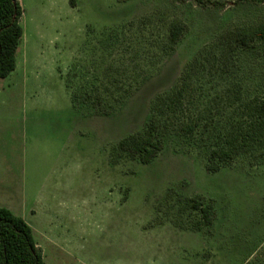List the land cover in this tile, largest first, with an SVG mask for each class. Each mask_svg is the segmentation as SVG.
<instances>
[{
  "label": "rangeland",
  "instance_id": "374dc122",
  "mask_svg": "<svg viewBox=\"0 0 264 264\" xmlns=\"http://www.w3.org/2000/svg\"><path fill=\"white\" fill-rule=\"evenodd\" d=\"M69 1L19 0L16 66L0 80V208L23 210L45 264H264V159L252 149L207 170L246 123L240 104L264 98V43L230 38L264 24V0ZM172 20L186 31L170 48ZM201 52L178 112L153 110ZM154 118L152 162L115 149ZM195 197L215 208L208 227Z\"/></svg>",
  "mask_w": 264,
  "mask_h": 264
},
{
  "label": "trees",
  "instance_id": "16d2710c",
  "mask_svg": "<svg viewBox=\"0 0 264 264\" xmlns=\"http://www.w3.org/2000/svg\"><path fill=\"white\" fill-rule=\"evenodd\" d=\"M193 1L201 7H223V4L209 0ZM253 1L260 3L262 0ZM69 3L72 7L75 6V0H70ZM21 16L22 8L19 0H0V80L9 76L16 66V54L23 36L20 25ZM185 31L186 26L180 20L170 22L168 26L170 48L182 39ZM230 38L236 46L250 49L256 42L264 43V24L254 28L235 29L230 34ZM202 58L208 60L201 52L187 64L173 94L165 99H158L153 110H158L161 105L172 116L178 112L177 110L182 105L180 100L184 94L185 84L191 77V71L201 63ZM240 109L246 114V119L244 118L246 123L238 122L228 131L224 145L210 152L209 161L216 160V163L207 166L210 173L218 172L221 165L227 164L242 151L257 150L260 158L264 159V98L254 97L241 103ZM158 129V121L154 118L142 133H135L121 139L115 149L137 158L141 164H149L162 151ZM179 129L182 134L191 135L194 125L183 123ZM187 203L189 209L199 212V224L202 227H208L213 223L215 208L211 202H207L203 197H195L189 198ZM0 264H45L31 227L21 217L14 215L6 208H0Z\"/></svg>",
  "mask_w": 264,
  "mask_h": 264
},
{
  "label": "crops",
  "instance_id": "0c3cea01",
  "mask_svg": "<svg viewBox=\"0 0 264 264\" xmlns=\"http://www.w3.org/2000/svg\"><path fill=\"white\" fill-rule=\"evenodd\" d=\"M24 184H23V186L21 187V191H22V193H23V200L22 199H20L21 200V202H20V205L21 206H19L20 208L19 209H24V207H25V204H23L24 202ZM23 210H20V212L19 213H21L20 215H19V217H21L25 222H26V215L25 214H22L23 212H22ZM17 215V214H16ZM18 216V215H17Z\"/></svg>",
  "mask_w": 264,
  "mask_h": 264
}]
</instances>
